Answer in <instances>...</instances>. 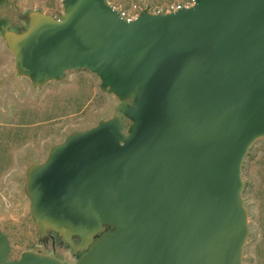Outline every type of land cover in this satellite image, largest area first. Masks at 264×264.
I'll use <instances>...</instances> for the list:
<instances>
[{
	"label": "water",
	"instance_id": "obj_1",
	"mask_svg": "<svg viewBox=\"0 0 264 264\" xmlns=\"http://www.w3.org/2000/svg\"><path fill=\"white\" fill-rule=\"evenodd\" d=\"M60 2L57 18L32 14L6 34L16 72L40 84L86 69L129 123L112 115L53 145L27 172L31 216L87 241L109 227L72 264H242L241 163L264 136V0L132 19L106 0ZM8 252L0 230V264H63Z\"/></svg>",
	"mask_w": 264,
	"mask_h": 264
},
{
	"label": "rangeland",
	"instance_id": "obj_2",
	"mask_svg": "<svg viewBox=\"0 0 264 264\" xmlns=\"http://www.w3.org/2000/svg\"><path fill=\"white\" fill-rule=\"evenodd\" d=\"M106 1L129 19L141 10L162 13L175 4H192V0ZM61 13L60 0L0 2V22H5L0 23V230L8 239L9 259L32 251L72 264L109 229L105 226L80 245L77 235L63 236L55 228L40 227L30 212L27 172L46 158L53 145L112 115L122 119L123 132L129 123L117 109L122 101L100 89L98 77L86 69H70L60 79L40 84L16 72L6 34L22 31L32 14L57 18ZM240 178L248 231L242 264H264V136L247 148Z\"/></svg>",
	"mask_w": 264,
	"mask_h": 264
},
{
	"label": "bare ground",
	"instance_id": "obj_3",
	"mask_svg": "<svg viewBox=\"0 0 264 264\" xmlns=\"http://www.w3.org/2000/svg\"><path fill=\"white\" fill-rule=\"evenodd\" d=\"M35 20V17L32 18L31 21H34ZM8 36V40H9V43L11 42L12 38L11 36L7 35ZM32 215H34V218L36 220L37 223H39V226L40 227H51V228H55L57 230H59V232L63 235V236H67L68 234L70 235L71 232H78L80 235H81V239L83 241H86L87 238L89 237L88 234H89V230H84V231H79L75 228H72L70 226H60V225H57L55 224L54 222L52 221H49L47 220L46 218H39L38 215L34 212V210L32 209Z\"/></svg>",
	"mask_w": 264,
	"mask_h": 264
},
{
	"label": "built area",
	"instance_id": "obj_4",
	"mask_svg": "<svg viewBox=\"0 0 264 264\" xmlns=\"http://www.w3.org/2000/svg\"><path fill=\"white\" fill-rule=\"evenodd\" d=\"M190 4H191V3H188V4H175V5H173V6H170V7L166 10V12L174 11V10H176V9L179 8V7L189 6Z\"/></svg>",
	"mask_w": 264,
	"mask_h": 264
},
{
	"label": "trees",
	"instance_id": "obj_5",
	"mask_svg": "<svg viewBox=\"0 0 264 264\" xmlns=\"http://www.w3.org/2000/svg\"><path fill=\"white\" fill-rule=\"evenodd\" d=\"M0 2H1V0H0ZM0 23L4 24L5 22L2 21V22H0ZM9 28H11V27H9Z\"/></svg>",
	"mask_w": 264,
	"mask_h": 264
}]
</instances>
